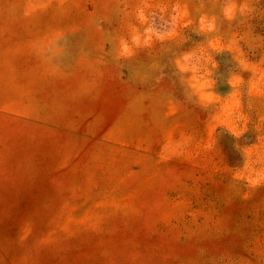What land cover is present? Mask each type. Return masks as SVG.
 I'll list each match as a JSON object with an SVG mask.
<instances>
[{
    "label": "rangeland",
    "instance_id": "rangeland-1",
    "mask_svg": "<svg viewBox=\"0 0 264 264\" xmlns=\"http://www.w3.org/2000/svg\"><path fill=\"white\" fill-rule=\"evenodd\" d=\"M0 264H264V0H0Z\"/></svg>",
    "mask_w": 264,
    "mask_h": 264
}]
</instances>
